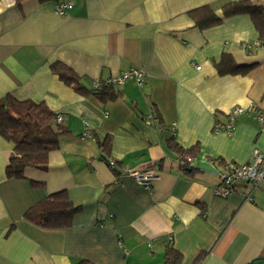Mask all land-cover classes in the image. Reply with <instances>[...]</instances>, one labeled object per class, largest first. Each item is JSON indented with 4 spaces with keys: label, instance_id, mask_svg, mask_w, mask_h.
I'll return each mask as SVG.
<instances>
[{
    "label": "crops",
    "instance_id": "1",
    "mask_svg": "<svg viewBox=\"0 0 264 264\" xmlns=\"http://www.w3.org/2000/svg\"><path fill=\"white\" fill-rule=\"evenodd\" d=\"M226 1L0 0V104L8 94L44 103L68 131L47 170L27 168L22 180L6 178L14 144L0 136V264H166L167 245L181 264L200 255L198 264H264V184L213 193L225 165L248 162L255 148L264 153V130L251 116L237 117L231 134L213 131L234 107L264 111V41L249 15L222 17ZM59 3L71 5L64 16L55 13ZM204 5H214L221 22L199 29L187 12ZM223 55L255 67L218 75ZM54 62L70 67L88 93L60 81ZM130 68L144 73L142 85H116L119 96L107 101L90 92ZM84 124L105 149L82 139ZM167 140L184 151L197 146L194 159ZM130 170L156 179L145 189ZM60 191L81 207L68 228L23 217Z\"/></svg>",
    "mask_w": 264,
    "mask_h": 264
},
{
    "label": "trees",
    "instance_id": "2",
    "mask_svg": "<svg viewBox=\"0 0 264 264\" xmlns=\"http://www.w3.org/2000/svg\"><path fill=\"white\" fill-rule=\"evenodd\" d=\"M20 4L24 0H14ZM43 1V0H40ZM223 18L236 15H249L254 28L259 34L258 43L264 41V6L255 5L250 0H228L220 6ZM199 29H206L218 25L221 18L215 13L214 5H204L187 12ZM255 66H240L229 55H223L215 64L218 75H246ZM50 70L60 81L71 87L77 93L85 94L80 83V77L68 66L61 62H54ZM91 93L101 101L115 99L119 96L113 86L101 83L98 89H91ZM55 116L44 103L32 101H18L12 95H6L0 104V136L14 144L8 165L5 168V176L10 180L24 179V170L32 168L46 171L48 168V155L58 148L59 141L68 134V131L55 125ZM96 143L97 140L92 135ZM172 151L180 154L185 160H192L197 146L184 151L171 140H167ZM101 149H105V143H98ZM113 161V160H112ZM115 163V167L117 163ZM188 164L183 166L186 168ZM115 169V168H114ZM113 169V170H114ZM35 188L43 185L30 182ZM81 207L72 203L65 191H60L46 196L27 209L23 217L37 226L48 230L66 229L71 225L72 217L80 212ZM12 229V228H11ZM201 255L197 256L193 264H198ZM164 261L166 264H181L182 255L172 245L165 249ZM76 264H90L80 260Z\"/></svg>",
    "mask_w": 264,
    "mask_h": 264
},
{
    "label": "built area",
    "instance_id": "3",
    "mask_svg": "<svg viewBox=\"0 0 264 264\" xmlns=\"http://www.w3.org/2000/svg\"><path fill=\"white\" fill-rule=\"evenodd\" d=\"M70 9L71 5L59 3L55 7V13L58 16H64ZM196 69L199 70L200 68L197 66ZM143 77L144 73L141 70L130 68L121 75L109 78L104 83L113 87L127 81H133L137 85H142ZM100 84L101 83L96 82L92 89H98ZM242 115L251 116L260 129L264 130V111L256 106H237L227 113L225 123L218 122L214 124L213 131L231 134L235 127L237 117ZM55 121L60 123L62 121V115L56 114ZM81 137L82 139H93L87 124H84ZM108 166L114 169L115 163L109 160ZM126 175L145 189H149L152 181L156 179L155 173L151 171L138 172L130 170L126 172ZM219 177V185L213 189L214 195L218 197H227L236 190L240 184L246 185L251 190L258 189L264 184V153L256 148L253 149L248 162L244 164L228 163L223 167Z\"/></svg>",
    "mask_w": 264,
    "mask_h": 264
}]
</instances>
